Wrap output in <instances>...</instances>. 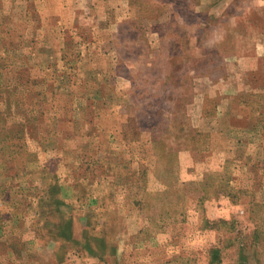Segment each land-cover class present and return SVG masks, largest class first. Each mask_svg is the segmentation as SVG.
Returning <instances> with one entry per match:
<instances>
[{"label": "rangeland", "instance_id": "rangeland-1", "mask_svg": "<svg viewBox=\"0 0 264 264\" xmlns=\"http://www.w3.org/2000/svg\"><path fill=\"white\" fill-rule=\"evenodd\" d=\"M0 264H264V0H0Z\"/></svg>", "mask_w": 264, "mask_h": 264}, {"label": "trees", "instance_id": "trees-1", "mask_svg": "<svg viewBox=\"0 0 264 264\" xmlns=\"http://www.w3.org/2000/svg\"><path fill=\"white\" fill-rule=\"evenodd\" d=\"M3 108H4V111H8V109L10 108V105H11V103H8L7 101H3ZM11 107H12V105H11ZM72 231V230H71Z\"/></svg>", "mask_w": 264, "mask_h": 264}]
</instances>
